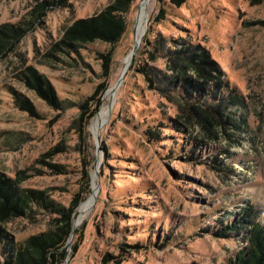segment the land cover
<instances>
[{
    "label": "rangeland",
    "instance_id": "rangeland-1",
    "mask_svg": "<svg viewBox=\"0 0 264 264\" xmlns=\"http://www.w3.org/2000/svg\"><path fill=\"white\" fill-rule=\"evenodd\" d=\"M141 1L0 0V26L20 29L0 57V179L46 198L0 221V264L30 236L69 229L56 264H229L248 245L244 208L264 223V0H150L94 130L133 51ZM127 2L112 64L113 45L100 40L53 50L77 21ZM188 47L204 68L188 75L204 88L183 98L160 80L172 74L168 52ZM106 84L85 135L81 114Z\"/></svg>",
    "mask_w": 264,
    "mask_h": 264
},
{
    "label": "trees",
    "instance_id": "trees-1",
    "mask_svg": "<svg viewBox=\"0 0 264 264\" xmlns=\"http://www.w3.org/2000/svg\"><path fill=\"white\" fill-rule=\"evenodd\" d=\"M130 7L131 2H127L123 6L111 4L93 17L77 21L66 30L65 35L60 41L53 44V50L58 51L64 47L76 48L77 44L81 45L82 42L88 43L100 40L113 45V48L107 55V63L112 64L114 62L113 54L115 47L124 37L129 25L126 14L129 12ZM19 30L15 26L9 27V24L0 26V57L14 43L13 40L17 39ZM74 39H77L78 42H73ZM189 49L190 47L185 50L180 49L168 52L167 61L172 63L169 68L172 74H165L160 80L165 85V89L176 91L182 94L183 98L192 95L186 94V90L190 86H196L199 89L204 88L203 85H200L201 87L195 85L188 75V69L190 68H196L200 72L204 70L201 65L202 60L198 58L199 56L195 51H190ZM182 52H184L186 57L182 55ZM48 55H52V52H48ZM23 74H25V79L31 83L30 79L33 77H29L26 72H23ZM34 78L36 83L33 85L38 87L39 90H43L48 99L56 101L54 92L50 86L44 83V79L39 76ZM107 88L108 85L106 84L101 95L88 108L89 113L84 111L81 114V128L85 135L88 134L87 126L89 121L98 111ZM50 93H52V96L49 95ZM17 95L20 101H22V107H25L27 104L30 106L25 101L24 96L21 94ZM33 202H41L43 204L44 202L46 203V198L43 197L41 191L24 189L0 179V221L10 217L9 213H12L11 216L15 213H24L27 209H30V204ZM253 211L251 206L245 207L242 214H240L241 216L239 215L237 219L239 222L244 221L250 225L248 245L243 247L229 264H264V223L254 220ZM238 224L234 222L231 226L235 227ZM233 227L229 229H233ZM68 228H70L69 224ZM69 233L70 229L64 232V236L53 230H48L39 235L30 236L24 242L19 243L15 249L11 251L8 249L4 252L6 254L5 264H56V256L60 254V248L64 245Z\"/></svg>",
    "mask_w": 264,
    "mask_h": 264
},
{
    "label": "bare ground",
    "instance_id": "bare-ground-1",
    "mask_svg": "<svg viewBox=\"0 0 264 264\" xmlns=\"http://www.w3.org/2000/svg\"><path fill=\"white\" fill-rule=\"evenodd\" d=\"M149 3H150V0H144V2H142V4H141L142 7L140 8V13L138 15L137 26H136V33H137L136 40H137L138 44H140L142 41V38L145 34L147 22L149 20L148 19L149 18ZM130 60H131V56L126 59V64H125L126 67L128 66ZM112 88L108 91V93L105 97L106 100L111 101V100H114L116 98L118 90L114 92ZM107 114H108V105H106V103H104L101 106L100 110L96 114V119H95L94 124H93L94 130L96 129V126H98L100 123H102L106 120ZM95 194L96 193H94V197H95ZM94 197H90L88 199V201L84 202L81 205L79 216L76 220V224L79 223L81 221V219L83 218V215L86 212H88L87 210H88L89 206L91 205V203L94 201Z\"/></svg>",
    "mask_w": 264,
    "mask_h": 264
},
{
    "label": "water",
    "instance_id": "water-1",
    "mask_svg": "<svg viewBox=\"0 0 264 264\" xmlns=\"http://www.w3.org/2000/svg\"><path fill=\"white\" fill-rule=\"evenodd\" d=\"M142 1H143V0H142ZM142 1H141V3H142ZM140 7H141V4H140ZM139 13H140V8H139V11H138V13H137V18H138ZM134 28H136V23H135V25H134ZM139 45H140V44L137 43V40H135L133 51H132L131 54H130V56H131V60H130V62H129V64H128V66L125 67V68L123 69V71H122L120 77L118 78V80H117L115 86L112 88L114 92H115V91L118 89V87L121 85V83H122L124 77L126 76L128 70H129V68L131 67L132 62H133V60H134V58H135V54H136V52H137V50H138ZM107 93H108V91L105 93V96H104L103 99H105ZM103 101H104V100H103ZM112 102H113V101H111V104H110V106H109L108 114L110 113V109H111V107H112ZM99 135H100V134H99ZM95 198H96V194H95Z\"/></svg>",
    "mask_w": 264,
    "mask_h": 264
}]
</instances>
